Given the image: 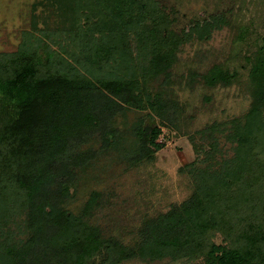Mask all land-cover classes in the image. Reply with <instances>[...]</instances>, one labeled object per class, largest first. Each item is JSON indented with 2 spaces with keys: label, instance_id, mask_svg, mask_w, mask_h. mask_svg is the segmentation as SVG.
I'll use <instances>...</instances> for the list:
<instances>
[{
  "label": "trees",
  "instance_id": "trees-1",
  "mask_svg": "<svg viewBox=\"0 0 264 264\" xmlns=\"http://www.w3.org/2000/svg\"><path fill=\"white\" fill-rule=\"evenodd\" d=\"M47 2L55 12L73 15L69 33L75 31L76 49L62 51L77 59L78 50L98 70L87 76L29 32L15 52H0V264H97L99 255L108 257L104 264H118L137 257L192 259L199 251H207L203 256L207 264H264L261 222L236 228L238 234L226 235L225 246L212 240L225 225V211L237 200L227 191L236 185L239 191L240 186L244 191L264 186V165L252 168L258 157H264V43L251 61V108L245 115L246 127L237 129L236 135L242 145L240 157L201 196L194 193L168 212L147 219L138 242L128 247L102 235L96 219L101 196L93 192L77 214L67 203L97 159L92 148L96 133L105 150L118 135L114 121L132 108L147 106L173 121L178 105L152 86L161 75L164 84L170 79L186 30L175 31V20L160 0ZM203 21L201 26L209 28L211 23ZM201 26L197 21L188 32ZM133 41L143 47L140 61L145 65L135 58ZM106 64L108 69L103 70ZM233 76L218 65L202 78L209 86H225ZM141 125L140 121L129 128L139 142L130 157L134 162L164 148L158 143L161 130L154 128L147 135ZM119 141L115 148L123 138ZM10 218L17 233L7 224ZM228 225L234 230L230 221Z\"/></svg>",
  "mask_w": 264,
  "mask_h": 264
},
{
  "label": "rangeland",
  "instance_id": "rangeland-1",
  "mask_svg": "<svg viewBox=\"0 0 264 264\" xmlns=\"http://www.w3.org/2000/svg\"><path fill=\"white\" fill-rule=\"evenodd\" d=\"M160 1L170 18H174L175 31L186 30L170 79L164 84L165 76L161 75L152 86L153 91L158 90L178 105L174 119L168 121L166 116H158L147 106L125 111L126 116L122 114L114 121L118 135L110 139L111 144L105 150L101 136L96 133L92 148L97 159L91 162L88 173L67 203L68 209L77 214L93 192L101 196L96 219L102 235L118 239L128 247L138 242L139 231L147 219L168 212L194 193L201 196L214 178L238 160L242 145L236 136L237 129L246 127L245 115L252 103L251 61L264 43V0ZM204 19L211 23L209 28L201 26ZM197 21L201 27L188 32ZM72 24L71 12H55L47 0H0V52H15L23 43L24 33L29 32L69 60L74 68L91 76L98 70L93 60L86 61L78 50L77 59L62 51L72 50L71 46L76 49L75 31L69 33ZM142 49L139 42L133 41L132 51L139 61L143 60ZM140 65L145 64L140 61ZM218 65L235 75L234 80L225 86H209L202 76ZM107 69L108 64L103 70ZM140 121L147 135L154 128L161 130L158 143L164 148L134 162L130 157L134 149L137 151L139 142L129 128ZM120 138L123 144L115 148V144L122 142ZM262 160L264 157H258L252 168L264 165ZM242 188L239 191L236 185L226 193L237 200L225 211L223 229L212 237L215 245H227L226 235L238 234L236 228L246 226L249 221L264 226V186L259 191ZM220 216V213L216 215ZM209 221L217 224L210 217ZM229 221L234 230L230 231ZM7 224L13 232H18L11 218ZM206 253L196 252L192 259L183 255L156 260L137 257L118 264H207L203 257ZM106 260L107 256L99 255L96 262L104 264Z\"/></svg>",
  "mask_w": 264,
  "mask_h": 264
}]
</instances>
